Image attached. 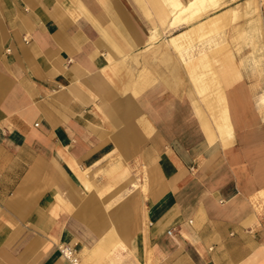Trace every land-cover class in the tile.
<instances>
[{"label": "crops", "instance_id": "0c3cea01", "mask_svg": "<svg viewBox=\"0 0 264 264\" xmlns=\"http://www.w3.org/2000/svg\"><path fill=\"white\" fill-rule=\"evenodd\" d=\"M179 1L0 0V264H70L61 244L80 264H251L264 250V0L195 14L242 1L225 48L237 75L213 113L159 38L192 24L170 27Z\"/></svg>", "mask_w": 264, "mask_h": 264}, {"label": "rangeland", "instance_id": "374dc122", "mask_svg": "<svg viewBox=\"0 0 264 264\" xmlns=\"http://www.w3.org/2000/svg\"><path fill=\"white\" fill-rule=\"evenodd\" d=\"M199 2L203 7L205 0H199ZM241 2L236 3L235 1V3H233L235 7L231 5L227 10L221 12L215 11L205 18H201L202 16H195L198 8V5H195L190 8V13L185 16V18H188V23L192 22L187 29L182 32L166 31L159 35L162 41L169 37L174 38L176 45L181 47L176 48L174 44L178 57L184 67L182 73L186 72V75L185 73L183 74L186 79L187 91L190 93L196 105L199 106L200 102L203 101V103H207L211 112L221 108V101L223 102L224 99L222 93L224 90V83H230L237 75L232 52L225 50V48L229 44L228 41L233 39L229 31L230 21L239 20L243 17L240 10ZM248 3L250 5V1ZM255 3H258V1H255ZM191 10L194 13L191 12ZM243 38L248 40L247 33L243 35ZM221 51L223 52L220 56L218 58L215 57L217 53ZM216 60L218 61V65ZM257 67L261 73H264V64L262 61L257 63ZM257 76L261 78L264 77V75ZM201 77L209 80L211 83V85L203 91L200 89ZM258 82H264V80H258L257 83ZM254 88L255 93H257L256 97L258 104L261 110L264 111V85L262 84V89L258 92L256 91L257 86H254ZM222 113H226L229 116L225 104L220 116ZM217 122H219L218 117H216V124ZM213 131L216 130L213 129ZM120 260L121 259L118 257H115L112 260L115 263L112 264H118ZM251 264H264V250H258L256 252V256H254Z\"/></svg>", "mask_w": 264, "mask_h": 264}, {"label": "bare ground", "instance_id": "6f19581e", "mask_svg": "<svg viewBox=\"0 0 264 264\" xmlns=\"http://www.w3.org/2000/svg\"><path fill=\"white\" fill-rule=\"evenodd\" d=\"M199 3H200L199 0H188L187 2H183L182 0L179 1L176 4L177 11L173 15V18L171 19L170 26L171 27H175V26L179 25L181 22H187L188 18H185V16L190 13V8L193 7V6H195V5H198L197 12H198V10L201 11L203 9V7L201 6L202 4H199ZM190 16H192V15H190ZM176 48H181V47H178L176 45ZM209 85H211V83L209 82V80L203 79L201 77V79H200V89L203 91ZM198 89H199V87H198ZM220 118H222V119H219V122H217V126H218V129L220 131V134L223 135L224 132L225 133L226 132L229 133L231 131V123H230L229 116L226 113H224V114L222 113V115L220 116Z\"/></svg>", "mask_w": 264, "mask_h": 264}, {"label": "built area", "instance_id": "2783aa9c", "mask_svg": "<svg viewBox=\"0 0 264 264\" xmlns=\"http://www.w3.org/2000/svg\"><path fill=\"white\" fill-rule=\"evenodd\" d=\"M169 234L173 233V228L168 230ZM60 250L65 258L70 262V264H80V257L78 255L77 249L74 246L61 244Z\"/></svg>", "mask_w": 264, "mask_h": 264}]
</instances>
